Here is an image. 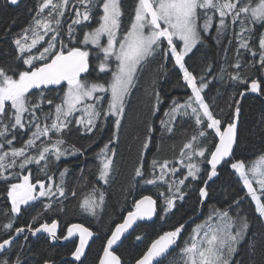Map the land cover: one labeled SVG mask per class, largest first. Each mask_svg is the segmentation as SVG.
Listing matches in <instances>:
<instances>
[{
    "label": "snow or ice",
    "instance_id": "1",
    "mask_svg": "<svg viewBox=\"0 0 264 264\" xmlns=\"http://www.w3.org/2000/svg\"><path fill=\"white\" fill-rule=\"evenodd\" d=\"M21 3L22 0H5L4 7L18 8ZM28 11L32 15L27 26L16 33L7 26L3 32L4 37H11L14 48L12 61L0 64V181L4 182V199L10 202V207L6 204L0 210V215L7 217V223L0 226V233L4 234L0 236V264H28L22 253L30 236L37 240L43 237L50 247L60 240H78L71 252L72 264H84L82 258L86 257L90 241L97 233L74 223L60 235L57 219L51 222L42 219L43 212L54 211L53 205L62 204L61 198L67 197L65 177L70 170L68 167L60 170L57 180L56 173L50 172L53 158L59 162L62 157L84 155L86 149L65 139L73 127L81 135L94 136L110 125L109 138L94 153L100 165L96 179L110 185L116 171L115 145L128 98L145 65L157 57L150 116H155L163 103L157 85L167 76L168 63L181 74L180 79L191 89V95L183 103L179 98L170 100L160 118V129L151 122L146 123L139 158L132 170V186L143 183L159 189L165 185L166 191H159L160 204L151 195H142L133 201L132 210L127 211L122 222L109 229L97 264H123L115 248L122 243L125 233L138 221L153 217L167 220L176 202L183 201L187 190L193 189V181L199 183L196 191L199 203L203 204L210 196L209 182L219 176L218 166L223 163L239 174L247 189L245 195L255 203L257 219L264 227V153L247 168L244 161L229 159L239 140L243 99L248 94L264 97V0H133L131 8L125 0H37L35 7ZM15 23L13 19L11 24ZM236 28L239 30L235 31ZM212 31L215 36L210 34ZM230 31L228 45L235 40L236 48L228 67H221L215 73L214 66L207 63L199 75L190 69L186 57L198 45L204 46L209 39L220 44ZM224 52L226 55L227 47ZM246 55L250 59L246 60ZM247 68L258 69L260 76L245 75L242 69ZM215 79L230 82L236 89L229 98L232 114L226 122L214 114L215 98L210 100L205 92ZM178 116L193 120L195 125L179 157L175 161L160 160L153 154L150 163H146L155 132L159 131L161 136L174 133ZM208 130L214 134L211 141ZM32 164L44 179L36 178L33 182L32 171L27 167ZM24 172L27 174L22 175ZM21 176L20 182H13ZM253 181L259 185L261 195L257 194ZM71 195L75 197L76 192L73 190ZM106 196L103 187H94L79 207L99 218ZM244 199L241 196L226 208L213 207L203 221L195 224L183 247L177 242L185 223L163 231L134 264H160L175 248H179V260L174 264H245L244 259L237 258L242 243L253 256L259 244L260 264H264V232L259 233V240L255 239L257 233L245 240L252 220L242 214ZM33 202L42 204L43 212L33 216L31 223L17 226L16 220L35 206ZM19 239L25 243L12 253ZM135 239L142 241L140 235ZM37 264H56V261L43 258ZM247 264L256 262L249 259Z\"/></svg>",
    "mask_w": 264,
    "mask_h": 264
},
{
    "label": "trees",
    "instance_id": "2",
    "mask_svg": "<svg viewBox=\"0 0 264 264\" xmlns=\"http://www.w3.org/2000/svg\"><path fill=\"white\" fill-rule=\"evenodd\" d=\"M125 2L126 6L131 8L133 0H125ZM36 3L37 0H25L18 8H6L4 7L5 1H0V64H6L12 61L14 48L10 43L11 37L6 38L3 36L5 28L10 26L11 31L16 33L19 32L22 27L27 26L32 15V13H29L28 9L34 8ZM13 19L16 20L14 25L11 24ZM238 30V28L235 29V31ZM211 35L215 36V32L212 31ZM231 35L232 33L230 31L220 44H217L214 39H209L204 46L198 45L197 49L186 58L190 69H195L196 74L199 75L200 69L207 63L214 66L215 73H218L221 67H228L234 60L236 48L235 40H233L231 46L228 45V39L231 38ZM225 47L228 48L226 55L224 52ZM245 59L248 60L250 57L246 55ZM158 64L159 57L145 65V70L141 73L136 86L133 88L128 98L126 115L123 120L124 129L120 133V135L122 134V140L119 150V163L116 175L114 176V182L107 188L108 191L112 190L115 192L114 196H118L121 204L119 207L124 208V206L129 205V210H132L133 201L139 199L142 195H151L158 201V204L162 203V197L159 196V191H166L165 185H161L159 189L156 187L152 189H143L140 183L136 185L137 191H134V187L132 186L134 184L132 180L133 165L138 158L140 146L145 137L146 123H152L154 120L155 123L153 126L158 130L157 121H159L161 116L163 117V112L168 109L170 100L172 98H179L180 102L183 103L184 99L191 95V89L184 86L183 80L180 79L181 74L173 69L172 63H168L166 65L168 74L164 79H160L157 85L162 93L163 103L160 106V111L157 112L155 116H150L152 103L150 94L153 90V82L157 77ZM228 70L232 71L231 68ZM242 71L245 75L251 77L260 76L258 69L247 68L242 69ZM101 76H103V74H101ZM225 81H227V76H225ZM240 87L242 88L243 86ZM234 90L236 89L230 82H221L219 79L213 80L209 87L205 89L207 97L210 100L215 98V103L213 105L214 114L221 119L222 122L230 120L232 113L228 105L230 103V95ZM49 95L53 96L55 94L49 93ZM239 123V140L231 159L233 162L240 160L244 161L245 164H250L252 161L256 160L261 153H264V97L251 94L246 95L242 101ZM108 128L111 129V126L109 125ZM194 131V121L187 117H179L177 119L175 130L172 134L163 135L162 138H160L157 136L159 135V131H156L152 138V148L148 153V160L152 158L153 154L157 153V146H159V148L162 146V144L161 146L159 145L158 139L163 140V151L168 153L170 157H175L179 155L183 143L193 135ZM208 131L210 133L209 140L211 141L214 134H212V130ZM109 135L110 134L105 133V131L103 133L97 132L94 136L81 135L76 128L73 127L71 133L66 135L65 138L81 149H86V151L85 159L80 156L77 162L74 163L75 165L78 163V165H74V178L73 180L71 179L69 183L67 198H61L62 204H54V211L49 212H43L42 204L38 202L34 203L35 206L33 208H29L16 220L17 226H25L32 222V217L38 212H43L42 219H47L49 222H51L52 219H57L59 221L60 235L66 232L67 226L74 223L89 227L97 233V235L83 261L84 264H97V257L102 255V246L105 243V238L110 234L109 230H106L104 226L97 227V222L92 221L79 207L82 199L87 196L94 187L101 185L96 179L100 165L94 153H96L95 151L109 138ZM215 142H218V138H215ZM115 147L118 148V145H115ZM71 164L72 161L63 162L58 166L64 168ZM204 167L209 166L204 165ZM15 171H19V169ZM53 171H55V169L50 172ZM37 178L44 179L43 175ZM19 179L13 182H17ZM35 179L36 178H34V181ZM193 185V189L187 190L188 195L185 199L176 202V207L172 210L167 220L156 218L154 221L139 224L134 233L116 250V253L121 256L123 264H134L135 259L145 251L151 241L157 238L159 234H162L163 231L171 230L174 226H178L179 223L186 224L202 213L200 218L187 226L178 243L180 247H183L184 239L187 238L195 224L203 220V214H206V212L213 207L226 208L233 200L241 196H245V199L241 203V208H246L245 210L248 211V216L252 220L250 232L246 237V241L252 239V233H257L255 239H260L259 233L264 232V227L260 225L257 219L255 205L253 201H251V198L245 195L247 190L243 187V182L239 174L235 173L229 164L224 163L219 167V176L215 181L209 184L210 196L204 205L199 203L198 192L196 191V187L199 186V183L193 181ZM3 189L4 182L0 181V210L4 209L6 204L10 207V202L4 199ZM73 190L78 192V195L75 197L71 195ZM61 207L63 211L60 210ZM232 213H235V205H233ZM126 215L127 213L122 217ZM122 217L117 223L122 222ZM105 219L107 220V224L112 220L109 216ZM4 223H7V217L0 215V226ZM112 228L114 229V226ZM3 235V233H0V236ZM137 235L142 237V241H137L135 239ZM21 243L25 242L19 239L12 249V253L19 251V245ZM76 243H78V240L66 244L56 242L54 246L50 247L49 242L43 237L37 240L35 237L30 236L22 254L28 260V264H37V261H42L43 258L53 259L56 261V264H63L64 261H67L68 264H72L71 252L74 251ZM246 247V244L243 243L241 252L237 258L244 259L245 264H247L249 259L254 260L256 264H260L262 259L260 245H257L254 256L247 252ZM45 249L47 251H45ZM33 252L36 253L35 256L32 255ZM178 253L179 248H176L172 255L176 257ZM170 256L162 260L160 264H169V262H172ZM12 258H15L14 255Z\"/></svg>",
    "mask_w": 264,
    "mask_h": 264
},
{
    "label": "rangeland",
    "instance_id": "3",
    "mask_svg": "<svg viewBox=\"0 0 264 264\" xmlns=\"http://www.w3.org/2000/svg\"><path fill=\"white\" fill-rule=\"evenodd\" d=\"M262 30H264V29H262ZM212 33V32H211ZM210 33V34H211ZM198 47V46H197ZM195 50V49H194ZM194 50H193V52H194ZM192 52V53H193ZM192 53H190L189 54V56L192 54ZM188 56V57H189ZM187 58V57H186ZM77 115H79V114H77ZM162 117V116H161ZM179 118V116L177 117V119ZM155 123V121L153 120V122H152V124H154ZM157 126L159 127V129H160V119H159V121H157ZM123 129H124V125H123V121H122V130H121V132L123 131ZM105 133H108V134H110V129L108 128V127H106L105 128ZM120 132V133H121ZM122 135V134H121ZM121 135H119V143L117 142L116 143V145H118V148H116V151H117V154L118 155H116V157L114 158V161H115V169H116V171H117V166H118V163H119V157H120V155H119V150H120V145H121V140H122V136ZM164 135H167V134H164ZM158 137H160V138H162V136H161V133L159 132V135H157ZM66 139V138H65ZM107 140V139H106ZM105 140V141H106ZM66 141L69 143V144H74L73 142H71V141H69V140H67L66 139ZM104 141V142H105ZM162 141L163 140H160V139H158V142H159V145L161 146V144H162V146H163V143H162ZM76 145V144H75ZM77 146V145H76ZM160 147L159 148V152H157L156 154H157V156H158V158L160 159V160H164V159H168V160H173V161H175L178 157H179V155H177V156H175V157H170L169 156V154L168 153H166V152H164L163 151V147ZM78 147V146H77ZM209 147H210V145H209ZM80 148V147H79ZM151 148H152V144H151V146H150V150H151ZM99 150V149H98ZM98 150H96L95 152H97ZM149 150V151H150ZM157 150V149H156ZM148 153L149 152H147L146 153V157H147V161L146 162H149L150 163V161H151V158L148 160ZM80 156H82L83 157V159H85V153H84V155H79V154H77V155H75V156H67V157H62L61 158V160L59 161V162H56L55 160H54V158H53V162H52V166H51V168H50V171L51 170H53V169H55V171H53L54 173H56V179L58 180L59 179V171L60 170H62L63 168H61L60 166H58L57 167V165H60V164H62L63 162H71L72 161V164L71 165H68L67 167L69 168V173H68V175L65 177V184H66V192H67V195H68V191H69V183H70V181H71V179L73 180V178H74V167L75 166H77L78 165V163L75 165L74 163L75 162H77V160L80 158ZM138 158H139V155H138ZM138 158H137V160L135 161V163H134V165L133 166H135L136 165V163H137V161H138ZM75 165V166H74ZM250 164H246V168L249 166ZM177 166L179 167V165L177 164ZM29 169H31V171H32V177H31V179L33 180V182H34V178H37V177H39L40 175H42L40 172H39V169H38V167L35 165V164H32V165H29V166H27ZM204 167V166H203ZM16 170H18V169H16ZM116 171H115V173H114V176L116 175ZM185 172H186V169L184 170ZM23 174H27V172H24ZM35 176V177H34ZM73 176V177H72ZM20 178V179H19ZM19 178H17V179H19L17 182H20L21 181V179H22V176L21 177H19ZM137 180H139V178H137ZM101 185L99 186H97V187H103L105 190H106V192H107V196H106V204H105V207H104V211L102 212V213H100L99 214V218H95V217H92V216H90V215H88L87 213H85V212H83V213H85V214H87L88 215V217L89 218H91V220L92 221H95V222H97L96 223V226L97 227H102V226H104V228H106V230H109L110 228H112L120 219H121V217L124 215V214H126L127 213V211H129V205H126V206H124V208L123 207H119V206H121V204H120V201H119V198H118V196H114V194H115V192L114 191H112V190H107V188L110 186V185H103V182L102 181H98ZM114 182V179H113V181L110 183V184H112ZM137 185V184H136ZM136 185L134 186V191H137V188H136ZM143 189H152L153 187H155V186H153V185H145V184H143V183H141V185H140ZM253 187L254 188H256L257 189V194L258 195H261V191H260V189H259V185L255 182V181H253ZM247 190V189H246ZM76 192V195L75 196H77L78 195V192L77 191H75ZM250 197V196H249ZM67 198V197H66ZM264 200V196H262V201ZM33 203H37V202H33ZM254 203V202H253ZM116 207H115V206ZM254 205H255V203H254ZM246 208H244L243 209V212H242V214H246L247 216H248V211L247 210H245ZM111 210V211H110ZM211 210H212V208L211 209H209L208 210V212H206V214H203L204 215V218H203V220L205 219V217L211 212ZM111 217V222H109V224H107V220L105 219L106 217ZM202 220V221H203ZM245 240H246V238H245ZM243 244V243H242ZM242 246V245H241ZM173 254V253H172ZM171 254V256H170V258L172 259V262H169V264H174V261H177L178 262V260H179V256H178V254L176 255V257H174V255H172ZM170 259V260H171Z\"/></svg>",
    "mask_w": 264,
    "mask_h": 264
},
{
    "label": "water",
    "instance_id": "4",
    "mask_svg": "<svg viewBox=\"0 0 264 264\" xmlns=\"http://www.w3.org/2000/svg\"><path fill=\"white\" fill-rule=\"evenodd\" d=\"M22 1H24V0H22ZM251 95H254V96H259V95H257V94H251ZM239 122H238V131H239ZM236 147H237V144L236 145H234L233 146V154H234V151L236 150ZM229 159H231V158H229ZM224 164V163H223ZM222 164V165H223ZM221 165V166H222ZM221 166H218V167H221ZM218 178V177H217ZM217 178H214V181L217 179ZM213 181H211V182H209V184L210 183H212ZM154 198V197H153ZM155 199V198H154ZM208 201V199L202 204V205H204L206 202ZM158 202V201H157ZM201 215H202V213H200L196 218H194V219H192V220H190V221H188L186 224H185V228H184V230H183V232H182V234H181V238H182V236H183V234H184V232H185V230H186V228H187V226L189 225V224H191L192 222H194L196 219H198V218H200L201 217ZM156 219V217H153V219L152 220H144V221H138L137 222V225H134L133 226V229H129V233H125V237H122V243L118 246V247H116L115 248V250H117L124 242H125V240L128 238V237H130L133 233H134V231L137 229V227L139 226V224H141V223H144V222H150V221H154ZM78 224V223H77ZM85 226V225H84ZM59 229H60V224H59ZM59 229H58V234H59ZM95 238H96V236L94 237V239H93V241H90V246L92 245V243L94 242V240H95ZM181 238H180V240H181ZM180 240L177 242V243H179L180 242ZM18 241V240H17ZM71 241H73V240H69V241H63V240H60V241H57V242H59L60 244H66V243H68V242H71ZM90 248V247H89ZM89 248L86 250V252L88 253V251H89ZM176 249V248H175ZM174 251H172L171 252V254L173 253ZM170 254V255H171ZM170 255H168L166 258H168ZM166 258H163V259H161V261L162 260H164V259H166ZM71 259L73 260V258L71 257ZM84 259H85V257L84 258H82V260L84 261ZM160 261V262H161Z\"/></svg>",
    "mask_w": 264,
    "mask_h": 264
},
{
    "label": "flooded vegetation",
    "instance_id": "5",
    "mask_svg": "<svg viewBox=\"0 0 264 264\" xmlns=\"http://www.w3.org/2000/svg\"><path fill=\"white\" fill-rule=\"evenodd\" d=\"M0 1H2V0H0ZM3 1H5V0H3ZM25 1V0H24ZM23 2V1H22ZM16 8V7H15Z\"/></svg>",
    "mask_w": 264,
    "mask_h": 264
}]
</instances>
